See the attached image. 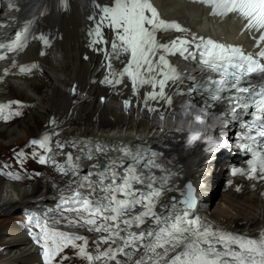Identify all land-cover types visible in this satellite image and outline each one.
I'll return each mask as SVG.
<instances>
[{"label": "snow or ice", "instance_id": "snow-or-ice-1", "mask_svg": "<svg viewBox=\"0 0 264 264\" xmlns=\"http://www.w3.org/2000/svg\"><path fill=\"white\" fill-rule=\"evenodd\" d=\"M193 2L209 6L212 17L224 19L231 15L241 21L240 34L248 33L249 39L254 42L255 51L246 52L242 45L196 34L177 20L163 18L152 0H111L108 5L93 0L92 7L96 11L88 19L94 24L86 35L92 38L89 47L102 52L108 62L110 71L101 83L119 85L127 77L131 82L132 94L137 97V106L142 103L149 113L159 110L161 120L171 111L173 105V97L166 91L168 88H174L175 94L187 96L189 99L195 100L199 97L196 102L208 112L221 107L230 119L237 118L238 110L250 115L252 119L241 125L243 132L239 138V147L249 152L251 158L247 162V169H233L232 175L242 174L250 180L264 182V0ZM60 9H69L68 0H60ZM32 23L34 21H29L28 25ZM28 25L16 32L15 39L8 45L9 52L25 48L29 38L38 39L45 47H51V41L44 33L30 36ZM104 28L110 29L114 34L110 51L108 47H97L109 45L103 35ZM169 31L181 35L167 43H160L157 39L158 33ZM40 54L46 53L42 51ZM177 55L185 61L194 62L201 71L209 75L197 78L192 73L180 70L169 59ZM122 56L127 57L122 71H111V60H120ZM5 58L0 55V59ZM38 68L36 63L22 65L19 72L30 74ZM7 72L5 69V73ZM212 73L217 75L214 77ZM253 78L260 82L252 83ZM186 81H190L191 86L184 90L180 85ZM145 86H150L151 90L146 91L140 101V89ZM72 93L76 94L75 86ZM105 99L101 97V102ZM123 107L125 111H129L132 100L124 99ZM2 108L0 106V111ZM177 114L192 117L198 123L205 122L203 116L195 115L191 109H179ZM13 115L19 116L21 113L15 111L3 118L11 119ZM50 122L55 124L54 119ZM50 141L51 136L45 134L41 139L31 140L30 144L51 154L53 149ZM195 142L206 144L207 151H212L217 143L209 132H190L187 143L191 145ZM71 146L77 147L74 142ZM56 147L63 150L65 145L57 143ZM116 150L122 158L127 159L126 167L123 163L119 164L123 171L119 181L116 173L112 171L118 164L115 159H109L103 168L99 164L92 165L99 170L85 173L81 177L71 152L66 154V166L56 164L50 155L32 152L33 157L38 156L40 164L51 160L62 175L71 176L68 185L71 195H62L59 202L61 209L77 216L76 220L69 223L84 224L89 226V231L103 233L99 243L108 245L106 250H98L94 257L86 252L87 240L84 237L44 228L41 235L35 238V243L42 246L47 264H53L54 261L59 264L56 260L58 256L61 260H67L68 257L61 256V253L68 247L78 249V254L90 261L103 257L115 264H121V260L117 259L118 255L125 258L126 264L127 260L132 259L142 249L143 255L135 259L134 264H264V238L241 239L232 235H218L198 217L189 218L188 210L196 206L191 184L186 185V193H181L183 198L179 204L182 207L178 214L170 213V209L177 203L175 197L171 198L169 204H159L164 193L169 190L167 185L170 177L166 175L158 178L155 175L153 170L162 166L156 163L154 153L145 156L139 151L133 153L124 148ZM80 151L88 159L93 158V151L97 156H107V147L98 141L90 147L81 148ZM17 156L19 163L23 165L26 154L21 151ZM0 176L16 182L25 178L21 171L0 170ZM236 190L240 191V188L237 187ZM158 204L162 209L160 213L155 210ZM138 207L143 210L133 215ZM149 221L151 227L147 230L130 231L133 227L140 228ZM77 241H83V244H78ZM217 245H222L223 248H218ZM233 245H237L238 250ZM176 249L180 251L176 252ZM169 252L176 254L169 257Z\"/></svg>", "mask_w": 264, "mask_h": 264}, {"label": "bare ground", "instance_id": "bare-ground-1", "mask_svg": "<svg viewBox=\"0 0 264 264\" xmlns=\"http://www.w3.org/2000/svg\"><path fill=\"white\" fill-rule=\"evenodd\" d=\"M153 1L157 3L163 17L181 20L194 30L199 28L228 36L241 27V21L237 18L212 19L207 16L208 7L204 8L192 0ZM68 3L69 9L63 11L60 9V0H17L19 8H16L15 13L30 15L37 32L49 34L51 47L32 41L18 57L21 61H36L39 68L24 76L10 73L0 81V106L7 110L5 115L10 113L12 107L24 105L21 115H13L14 120L10 122L3 118L4 112L0 111V143L13 144L15 147L18 145L16 142L26 138V134L29 135L21 143L25 146L23 152L26 154L23 165L41 166L38 172L31 170L27 174L35 177L32 183L16 182L0 176V215L13 217V210L17 212V208H20L53 217L61 211V196L71 195L68 190L71 176L62 175L53 164L42 171L44 164L39 163L38 156H32L34 151L38 155H46L38 146L30 144L35 139V133L32 132L37 130L40 137L45 134L51 136L50 146L54 141L65 145L63 150L53 149L51 159L58 165L66 166V154L71 152L81 177L85 173L99 170L92 165L115 159L118 164L112 171L119 181L123 175L119 164L123 163L126 167L127 159L122 158L116 149L124 148L133 153L139 151L145 156L154 153L156 163L162 166L153 170L155 175L158 178L166 175L170 177L167 185L169 190L164 193L159 204H169L172 197L177 201L175 207L170 209L171 214H178L181 210L179 201L182 198L177 195L187 190L186 183L190 181L194 186L196 206L188 210L189 218L198 217L218 235H232L241 239L264 238V182L250 180L245 176L237 177L234 185L226 191H220L221 180L218 177L223 170L222 161L227 160L230 153V145L223 138L227 128L219 123L207 131L217 142L212 151H207V145L201 142L189 145L187 135L190 131L180 130L179 125L173 122L193 119L177 114V110L186 106L190 100L187 96L175 94L174 88L166 89L173 97V105L161 120L159 110L149 113L142 103L137 106V97L133 96L131 82L127 77L119 85L101 83L109 74L108 62L102 52L93 50L84 39L88 16L92 15L93 0H68ZM202 19L205 24L200 23ZM211 24L212 27H208ZM43 49L46 50L45 55L40 54ZM125 59L122 56L120 60ZM120 60H111V71L117 73L120 70ZM180 70L192 73L197 78L205 76L204 73L196 72L190 63L182 65ZM73 86L76 87L75 95L72 93ZM190 86V81L180 85L184 90ZM148 90H151L150 86L140 89V101ZM101 97L106 98L104 102H101ZM124 99L132 100L129 111H125L123 107ZM15 101L22 103L15 104ZM53 119L55 124L50 122ZM97 141L107 147V156H97L93 151V158H86L80 149L90 147ZM73 142L77 145L76 148L71 146ZM85 142L88 144L85 145ZM16 160L17 157L14 161ZM16 162L20 164L19 158ZM49 162L52 163L51 160ZM236 185L240 191L236 190ZM159 204L155 209L158 213L162 212ZM142 210L138 207L133 215ZM20 222L15 218L13 222L0 223V264H46L42 246L35 243L33 234L26 231ZM67 225V230L86 232L92 237H98L95 250L104 251L108 248V245L99 243L103 233L89 231V226L84 224ZM149 227L150 221L140 228L133 227L130 231L147 230ZM44 228L45 226H39L40 230ZM217 247L223 248L222 245ZM233 247L238 250L237 245ZM178 251L180 249H176ZM176 252H169V257ZM141 255L143 249L127 260L126 264H134V260ZM117 259L125 264L124 257L118 255ZM84 261L81 257L74 258L67 264H87ZM102 261L103 263L95 261L94 264H115L107 258H102Z\"/></svg>", "mask_w": 264, "mask_h": 264}, {"label": "rangeland", "instance_id": "rangeland-1", "mask_svg": "<svg viewBox=\"0 0 264 264\" xmlns=\"http://www.w3.org/2000/svg\"><path fill=\"white\" fill-rule=\"evenodd\" d=\"M24 110V105H16L14 107H12L10 109V113H14L15 111H22ZM2 111L4 112V116L5 115V111H7L6 109L2 108ZM11 120H14V117L12 116L11 119H7L8 122H10ZM35 133V139H41L42 137H40L37 133V130L32 132ZM37 134V135H36ZM32 135V134H31ZM30 135V136H31ZM29 135L26 134V138H28ZM24 139H20L18 142H16L15 147H13V144H7V145H2L0 143V170L2 171H21V174L25 177L22 181L19 182H23V183H29L34 180L33 177L27 175L31 170H34L35 172H38L41 169V166H35V165H31L30 167H26L24 165L18 164V162H16L18 160V156L17 153L24 151L25 146L21 145V143H23L22 141L25 140ZM57 143L54 141L53 144L51 145L52 149H56V150H60L56 147ZM12 146V147H10ZM40 151H43L42 149H40ZM46 155H51V154H47ZM17 157V160H15V158ZM32 160H34V158H32ZM52 163L48 162L46 164H44V168L42 169V171L48 169L51 166ZM7 165V168H4L3 166ZM41 173V172H40ZM26 174V175H25ZM220 175V174H219ZM31 177V178H29ZM217 200V199H216ZM213 200V201H216ZM17 212L15 210H13L14 214L13 217H9L7 214H2L0 215V223H9V222H13L15 221V218L17 219V221H21L20 224H25L27 225V229L33 234V230L35 229L37 233H34V238L38 237L41 235L42 230L39 229V226H45V228H47L49 231H59V232H66V233H73L76 235H79L81 237H84L87 240V245H86V252L92 254L94 257L98 254V250L102 251L101 249L95 250L94 247L98 245L97 238L98 237H92V235L90 233H86V232H78L75 230H67L66 226H68L67 224H69V221H74L77 219V216L75 213L72 212H66L63 209H61L60 212L58 209V213L56 214V216L50 217L47 214H41L39 211H35V210H24V209H18L17 208ZM56 213V212H55ZM73 224V223H70ZM75 224V223H74ZM79 242L83 241H78L77 243L80 244ZM44 255V254H43ZM61 256H67L68 259L67 260H61L60 257L58 256L56 258L57 261H59V264H67L68 261H71V259H78V258H82L84 262H87V264H94L95 261H99L96 259L93 260H88L86 257L84 256H80L78 254V249L76 248H72V247H68L65 248L64 251L61 253ZM103 258V257H102ZM102 258L100 259V261L103 263ZM44 261L47 264V259L44 256ZM53 264H56V261L53 262Z\"/></svg>", "mask_w": 264, "mask_h": 264}, {"label": "clouds", "instance_id": "clouds-1", "mask_svg": "<svg viewBox=\"0 0 264 264\" xmlns=\"http://www.w3.org/2000/svg\"><path fill=\"white\" fill-rule=\"evenodd\" d=\"M195 115H200L205 118L204 123H198L195 119L191 120H179V121H173L174 123H177L179 125L180 130H187L190 132H207L210 129L217 126L219 123L223 122V116L222 115H214L212 113H209L207 109H199ZM196 129V130H194Z\"/></svg>", "mask_w": 264, "mask_h": 264}, {"label": "water", "instance_id": "water-1", "mask_svg": "<svg viewBox=\"0 0 264 264\" xmlns=\"http://www.w3.org/2000/svg\"><path fill=\"white\" fill-rule=\"evenodd\" d=\"M115 140H116V138H115ZM101 163H100V167L101 168H103V165L106 163V162H104V161H100Z\"/></svg>", "mask_w": 264, "mask_h": 264}]
</instances>
